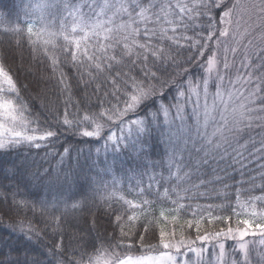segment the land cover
Wrapping results in <instances>:
<instances>
[{
  "label": "snow or ice",
  "instance_id": "1",
  "mask_svg": "<svg viewBox=\"0 0 264 264\" xmlns=\"http://www.w3.org/2000/svg\"><path fill=\"white\" fill-rule=\"evenodd\" d=\"M229 2L230 0H29L24 7L25 15L30 18L26 29L13 27L5 28L4 31L13 35L16 48L23 49L27 46L30 56L50 62L54 72L60 65L69 64L77 71L83 69L81 73L83 78L84 74L93 77L94 72L96 74H103L105 71L111 73L117 66L125 64L126 60L133 67L137 64L142 65L140 69L143 73L142 77L139 73L133 76L117 72L116 77L112 79L115 93H123V103L126 105L123 109L116 105L103 112L86 113L82 117L73 119L69 118L70 114L67 112L55 117L57 126L68 129L75 127L79 131L80 125H86V130L79 132L83 137H100L104 127L99 122L101 120L111 123L115 117L119 124H123L125 119L129 118L128 113L138 117L139 110L146 109L149 103L155 105L157 88L149 81H156L161 87L168 84L173 76L168 71L169 67L174 66L179 70L175 72L176 76H180L181 72L186 76L188 70L172 55L173 51L179 54L181 50L187 49L191 53L186 59L189 64L197 62V57H201L199 63L204 65L208 75L201 76L199 82L195 79L189 80L186 86L181 81L174 80L169 91L172 87H176L177 96L174 99L178 102L167 107L161 103L153 113L145 110L144 119L131 120L130 131L135 130L140 134H146L158 120L161 112L165 122L168 121L172 107L176 108V116L184 122V104L195 96L190 117L194 121L189 130L190 138L193 140L194 148L197 143L200 144V147L196 149L197 155L203 153L198 164H206L209 157L215 159L218 156L220 160H224L229 155L228 148L233 146V141L239 143L237 137L244 128L251 127L254 117L264 113V107L259 109L252 107L256 103L264 105V98L252 99L259 92L264 91V77L259 78L261 83L256 84L254 89L246 88L241 91L240 87H237L238 84L251 86L254 83L251 76L245 73L247 78L238 76L232 90H227L223 86L224 77L217 72L216 79L221 83L215 85L214 92L210 91L209 81L217 66L216 54L211 52L207 44V41L212 40L216 35L212 23L216 17L210 14L220 9L223 14L219 16L217 22L232 24L231 17L238 9H242L249 20L256 17L264 24V0H249L245 5H241L237 0L231 3V7ZM203 17L208 18L207 27L202 28V31H207L206 37L197 31V28L201 27L197 21ZM242 20L243 15L240 20L235 21L237 30ZM244 23L247 24V21ZM37 24L40 25L39 28L36 27ZM229 34L227 28L219 29L220 37H228ZM231 51L235 53L236 48H232ZM7 55L6 52L5 56ZM224 67L228 68L226 57ZM153 68L156 71H153ZM61 76L63 77L64 73H61ZM161 76H167L168 79L162 80ZM0 80L6 82L8 88L18 96L13 77L2 65H0ZM63 82L61 79V83ZM164 98L159 96L161 100ZM180 98H183L184 104L179 102ZM26 107L21 104L18 110L13 100L0 96V153L10 154L11 151L25 147L39 150L42 147L51 146L58 139L60 128L56 127L53 130L52 125L45 127L39 125L38 121L28 119L24 116ZM32 123H36L37 127L32 128ZM93 125H95L94 128ZM108 139L112 140L114 145L119 144V138L110 135ZM260 143L259 148H255V145L253 147L255 154L259 155L260 159H264V139ZM241 148L248 150L247 144L241 145ZM114 150H116L115 147ZM233 151L237 155H243L237 149ZM63 153L70 155V149L64 148ZM249 155L253 153L250 152ZM260 167L264 169V165ZM175 168L176 171L173 172L170 166L169 180L166 182L168 186L162 184L160 186L162 194L157 193V202L160 204L158 210L149 200L141 198L143 191L140 197L134 198L140 199L139 203H133L132 200H127L123 196L116 197L115 193L103 198L104 202L108 203L116 225L113 228V235L107 237L108 250H105L103 246L99 250L104 252V258L99 254L93 258L87 253H81L79 259L63 258L68 250V245L62 239L63 216L53 218L52 242L50 246H46L47 254L62 257L59 264H85V257H87L86 264H241L227 252L228 242L231 241L233 251L243 254L242 264H251L250 256L254 250L260 257L259 264H264V211L255 210L256 204L264 207V195L247 198L248 206L253 208L252 218L237 219L236 226L232 227L230 226L231 217L215 215L212 211L213 205L192 209L190 204L185 203L194 199L190 195L194 189L198 191L213 181H206L197 175L198 166L185 170L178 163ZM261 179H264V172L261 173ZM197 180L199 183L195 182ZM215 182H222L221 177L216 176ZM227 187L225 185V188ZM259 190L264 192V185H261ZM241 195L243 193L240 189L233 193L237 203L240 202ZM6 201L7 197L0 199V216H8L10 219L19 216L23 208L28 207L27 202L16 201L14 198L5 207ZM113 202L120 207L113 208ZM71 207L73 210L77 208L86 210L80 203H73ZM185 210L191 212L192 219L183 220L180 225V234L177 236L174 229H168L166 222L171 221L175 225ZM150 216L151 219H149ZM217 222L225 226L215 231L207 229L202 231V225L205 223ZM2 223L0 219V224ZM5 226L12 231H17L14 219L12 223ZM125 226H128L127 231ZM133 227L137 229L134 233ZM185 228L194 229L195 237L186 235ZM117 230H119L118 235ZM19 231L29 242L34 235L36 237L40 235L30 222L28 229L25 230L23 220L19 221ZM149 231L157 243H148V251L156 253L155 255L122 257L114 251V249H123L124 253L131 252L133 249L139 251L136 243L139 241L140 247H143L147 242ZM249 237L252 239H248ZM113 241L115 243H112ZM89 243L95 250V240ZM204 245H211V248H205ZM23 251L25 257L21 260L18 252L16 257L12 258L11 253L5 255L3 250H0V264H44L39 258V253L29 259L30 249L25 248ZM109 252L110 258H108ZM187 253L195 254L196 261H191ZM206 253L209 259H205Z\"/></svg>",
  "mask_w": 264,
  "mask_h": 264
},
{
  "label": "trees",
  "instance_id": "2",
  "mask_svg": "<svg viewBox=\"0 0 264 264\" xmlns=\"http://www.w3.org/2000/svg\"><path fill=\"white\" fill-rule=\"evenodd\" d=\"M28 2L29 0H0V65L13 77L17 85L18 96L6 87H0V92L4 98L13 100L18 110L21 104L26 105L24 116L28 119L38 121L41 126L47 127L48 125H52L53 130L59 127L60 131L58 132V139L46 148L42 147L37 150L25 147L20 150L11 151L10 154L0 153V199L7 197L5 207L12 202L13 198L16 201L27 202L28 205V207L23 208L19 216H14L12 219L8 216H0V219L3 221L0 224V250H3L5 255L11 253L12 258H15L18 252L19 258L23 260L25 257L23 250L28 248L30 249L28 253L29 259L39 253V258L44 264H53V258L59 263L62 257L59 255L53 257L52 255H48L46 246H50L52 242L53 218L63 216L64 220L61 226L62 239L68 245V250L63 258L79 259L81 253H87L95 258L97 254L102 255V252L99 251L102 246L105 250H108L107 237L113 235V228L116 226L108 203H105L103 198L112 193L118 194V190L112 181L107 180L109 172H106L105 169L108 170V167L104 166V155L102 156V146L106 140L107 130L115 122L114 119L111 123H105L104 120H101L99 122L104 127L100 137H83L82 135L79 136V132L86 130V125H80L79 131L75 127L68 129L63 126H57L55 117L60 113L67 112L70 114L69 118L73 119L82 117L86 113H98L112 108L115 106V101L118 100V97H123L122 92L115 93L112 79L116 77L117 72L128 73L133 76H137L139 73V76L142 77L143 73L140 72L142 65L137 64L133 67L131 63L126 62L114 68L111 73L108 71L103 73L102 80H100L101 74H96L95 72L93 73V77L84 74L82 78L81 73L83 71H77L75 67L69 64L60 65L54 72L50 62L45 61L43 58L30 56L27 46L23 49L16 48L13 35L4 31L5 28L13 27L25 29L26 25L24 22L29 17H25L21 19V22H17L14 19V15L26 16L24 7ZM218 11L216 9L215 13L217 14ZM6 52L8 53L7 56H5ZM172 55L188 70L187 75L185 76L181 72L180 76H176L175 72L179 70L175 69L174 66L169 67L168 71L173 74L172 79L162 87L163 91L157 92L158 98H156L155 105L149 103L146 109L139 110L138 117L144 119L145 110L153 113L161 103L167 102V98H170L173 93L172 88L169 91V87L174 80H179L183 85H186L189 80L199 78L205 69L204 65L199 63L202 59L201 57H197V62L191 64L186 62L187 57L191 55L187 49L181 50L179 54H177V51H173ZM149 66L151 67V61L149 62ZM152 70L156 71L155 68ZM61 73H64L63 77ZM157 74L160 75V73ZM61 79H63V83H61ZM161 79L165 80L168 77L161 76ZM149 82L154 84L156 81ZM84 83H87V86H79ZM117 86L119 87V84ZM95 93H101L102 98H97ZM159 96H164L165 98L161 100ZM18 98L19 102H17ZM131 116L127 118L128 122H131ZM163 118L164 115L161 112L158 120L152 125L150 130L146 134H143L145 138L141 142L138 141L140 145H136L137 147L146 148L143 149V154L149 158L152 165L162 159L160 153L162 146L164 147L165 144ZM31 127L35 128L37 124L32 123ZM131 140H134V138ZM64 148L70 149V155H64ZM113 158L114 155L112 156ZM133 161L131 160V162ZM131 162L128 163L131 164ZM103 167L104 169L101 171ZM119 167L118 165H114L115 170L119 169ZM122 168L125 167H120V171ZM224 170L222 174H227L228 170L226 168ZM261 173L256 174L255 170H251L245 171V174L240 176L242 179L241 186L245 190L252 189L250 191L252 196L264 194V192L259 190L260 187L257 186L259 182L260 185H264ZM230 176V179L233 181L238 179L235 173H231L228 177ZM221 181L223 182L224 178ZM115 196L119 197V195ZM148 197V200L156 208V205H159L157 202L158 197ZM134 198L135 196H132L131 193L133 203L140 202V199ZM155 199L156 201H154ZM234 201L235 197L230 200L227 198L222 205V209H218L217 214L214 213L217 216H230V226L232 227L236 226V220L240 217L233 206ZM73 203H80L84 208L89 204H93V212L91 213L90 211L88 214L86 212L87 209L81 210L80 208L73 210L71 207ZM104 205L107 208V212L103 209ZM228 205H231V207H228ZM112 206L113 208L120 207L119 204L114 202ZM156 209L158 210L159 208ZM192 209H196L195 206H192ZM151 218L150 216L149 219ZM13 219L16 221L17 231H12L9 227L5 226L12 223ZM75 219L81 220L83 228L81 227V223L75 221ZM185 219H192L190 211L185 210L181 214V219L175 225L171 221L166 222L168 229H174L177 232V236H179L180 225ZM21 220L24 221L25 230L28 229L30 222L39 231V237L34 235L31 242L27 241L19 231V221ZM90 225L94 227V231L92 232H89L91 230L89 229ZM224 226L219 222L215 224L205 223L202 225V231L204 229L215 231ZM82 229L85 232L88 231L85 237H82ZM125 230H128V226H125ZM136 230L135 227L132 228L133 233ZM140 231L143 235V230L141 229ZM184 232H188V235L192 238L195 237L194 229L189 230L185 228ZM118 233L119 230H117L116 234L118 235ZM147 239L151 241H147L143 247H140L139 241H137L136 247L139 248V251L143 248L146 250L148 243L157 242L153 239L151 231L147 234ZM93 240L96 243L95 250L91 248L89 243ZM45 242L46 245L44 246ZM112 243L115 242L113 241ZM230 248H232L231 243ZM114 251L122 257L131 255V252L124 253L123 249H114ZM231 254L235 255L236 253ZM236 257L239 258V255ZM86 260L87 257H85ZM252 264H259V260L252 257Z\"/></svg>",
  "mask_w": 264,
  "mask_h": 264
},
{
  "label": "rangeland",
  "instance_id": "3",
  "mask_svg": "<svg viewBox=\"0 0 264 264\" xmlns=\"http://www.w3.org/2000/svg\"><path fill=\"white\" fill-rule=\"evenodd\" d=\"M235 2H237V0H230L229 7H231V3H235ZM238 2L241 5H245L249 2V0H238ZM218 10L219 11L217 14L215 13V11L210 14L216 17V20H213L212 22L213 31L216 33V35L212 40L207 41L208 48H210L211 52L215 53L217 57V66L213 70L209 81L211 86L210 91L214 92L215 85L221 83V81L216 79L217 72L219 73L220 76L224 77L223 86L227 90H232L233 83L237 81L238 76L245 77V73H247L249 76H251L254 82L253 85L249 86L245 84L241 86L238 84L237 87H240L241 91H244L246 88L252 90L255 88L256 84L261 83L259 78L264 77V24H262V22L256 17H253L252 20H249L248 16L246 14H243L242 9H238L231 17L233 21L232 24L218 23L217 21L219 20V16L223 14L222 10L221 11L220 9ZM85 11H87V9H85ZM241 15H243V20L241 21V26L237 30L235 21L240 20ZM245 21H247V24L244 23ZM197 23L201 25V27L197 28V31L201 32L202 28L207 27L208 18L203 17L200 20H198ZM246 27H247V31H246ZM221 28H227L229 30L230 34L228 37L219 36V29ZM201 35L206 37L207 31L201 32ZM232 48H236L235 53L231 51ZM225 57L227 58V63H228L227 69H225L224 67ZM126 62L127 60L125 61V63ZM81 70L83 71V69ZM106 72L107 71L103 73ZM207 75L208 73L204 69V71L199 76V78L196 79V81L199 82L201 76H207ZM102 79H103V75L101 74L100 80ZM154 84L156 85L157 92L163 91L161 85L158 82H155ZM79 86L81 87L87 86V83H84ZM177 87H180V85H177ZM172 90H173L172 95L170 96V98L168 97L166 100L167 102L164 103L166 107L168 105H175L178 102L177 99H174V97L177 96L176 87H172ZM181 90H183V88H181ZM95 96L99 99L102 98L101 93H95ZM261 98H264V91H261L256 96L252 97L253 100H259ZM225 99H227V96H225ZM123 100H124V96L120 97L119 104L117 100L115 101L116 102L115 106L118 105L120 109L126 107V105L123 103ZM194 100H195V96L192 97V100H189L186 104H184L183 98L179 99V102L184 104L185 107V111L183 113L185 116L184 122H182L176 116L175 107H172L170 109V116L167 122H165V119L163 118L164 120L163 126H165L164 128L165 132H163L165 136L164 138L165 144L164 147L162 146L160 153L162 159H160L159 162H156L154 165H152L150 163L151 161L149 160V158L143 154V149L146 148L141 146L137 147L140 145L138 141L141 142L143 138H145L143 134H140L135 130L130 131L131 122H128L127 118L125 119L123 124H119L118 120L114 117L115 124L111 125L112 127L107 130L106 140L104 142V145L102 146L103 147L102 155H104L103 156L104 166H107L109 171L107 180L117 181L114 182V184L117 185V188L122 189L128 187V189H130V191L132 192V196L134 195L135 197H140V193L141 191H143V196L141 198L142 199L146 198L148 200L149 199L148 196L157 197L158 192L162 194V188L160 187L162 184L168 186L166 182H168L169 180L170 166L172 167L173 172L176 171L175 165L178 163L181 164V166L184 167L185 170H189L190 168H195L198 166L199 172L197 173V175H199L202 179L206 181H213V182L206 184V186L201 187L198 191L194 189L190 193V195L194 199L185 201V203L190 204L191 206H195V208H197L198 206L202 208H206L209 204H211L213 205V209H212L213 213L217 214L218 209H222V205L225 203V200L227 199L226 197H228L229 200L231 198H234L233 193L237 189H240L243 195H241L239 203H237L235 199L233 206L236 208L237 215H240L239 219L252 218L251 212L253 211V208L249 207L247 203V198L252 197V195L250 194V191H246L245 188L241 186L242 179L240 178V176L242 174H245V171L255 170L256 174L260 172H264V169H261L260 167V165H264V159H260L259 155L255 154V148H259L261 146L260 143L261 140L264 139V113H259L258 116L254 117L251 127L244 128V130L237 137L239 143L237 144L235 141H233V146L231 148H228L229 155L226 156L224 160H220L218 156L215 159L209 157L208 162L206 164L204 163L198 164L200 158L203 157V153L201 152L199 153V155H197L196 149L200 147V144L197 143L195 145V148L193 147V140L190 138L191 133L189 131L194 123V121L190 118L192 109L194 107L192 101ZM200 103L201 105L203 104L202 97ZM209 103H211V100H209ZM252 107L259 109L261 107H264V105L256 103L252 105ZM130 115H132L131 120H135L137 118L143 119L142 117H137L133 113H128L129 118ZM88 130H92V129H88ZM209 131H211V129H209ZM110 135L119 138V144L114 145L113 141L108 139V136ZM79 136L81 135L79 134ZM133 138L134 140H131ZM244 144H247V148H248L247 151L241 148V145ZM253 145H255V148L253 147ZM114 147L116 150H114ZM233 149L239 150L240 152L243 153V155L242 156L237 155L236 152L233 151ZM250 152L253 153V155L250 156L249 155ZM113 155L114 158L112 159ZM131 160L134 161L131 162ZM128 162H131L130 164L131 168H129L128 165H126V163ZM114 165L125 167L124 170L126 172L124 171L123 173H121L119 177L113 176L112 167ZM224 168L228 170L227 174L226 173L222 174L224 173L223 171H225ZM103 169L104 167L101 169V171ZM101 171L100 173L102 174ZM231 173L232 174L235 173L238 179L234 181L231 180L230 179L231 176L228 177L229 175H231ZM216 176H220L221 179L224 178V181L215 182ZM195 182L199 183L198 180ZM225 185H227L228 187L225 188ZM257 186L258 187L261 186L260 182L257 183ZM250 190L252 191V189ZM120 193L121 196L124 195L122 194V191H120ZM261 195H256V196H261ZM154 201H156V199ZM103 207H104L103 209L106 210L107 212V208H105V205ZM93 208H94L93 204H89L88 206H86L87 209L86 212L89 214V212L91 211L92 213ZM156 208H160V204L156 205ZM255 210L257 212H262L264 211V207H262L259 204H256ZM75 221H79L81 223V220L79 219H75ZM81 227L83 228L82 223H81ZM89 229H91L89 232L94 231V227L92 225L89 226ZM81 234L82 237H85V235L88 234V231L85 232V230L82 229ZM185 234L188 235L189 233L187 232ZM248 239H252V238L249 237ZM147 241H151V240L147 239ZM151 243L155 244L157 242H151ZM228 243H229V247L227 249V252L236 253L235 255L231 254V256H233L232 258L240 261L242 264L243 254L234 252L233 248H230V243L232 245V242L229 241ZM43 245L45 246L46 242ZM146 247H147L146 250L143 248L140 251H136L135 249H133L131 251V255L135 258L145 254L147 255L156 254L154 252L148 251V244L146 245ZM204 247L211 248V245H204ZM237 255H239V258L236 257ZM100 256L104 258V252H102V255ZM187 256L188 258H190L191 261L193 262L196 261L195 254L187 253ZM252 257H255L258 260H260V257L257 255V252L255 250L252 251L250 256L251 264H252ZM108 258H110V255ZM209 258L210 257L206 253L205 259H209ZM53 261L55 264H59L54 258Z\"/></svg>",
  "mask_w": 264,
  "mask_h": 264
}]
</instances>
